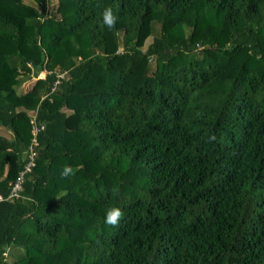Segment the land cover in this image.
Instances as JSON below:
<instances>
[{
  "label": "trees",
  "instance_id": "16d2710c",
  "mask_svg": "<svg viewBox=\"0 0 264 264\" xmlns=\"http://www.w3.org/2000/svg\"><path fill=\"white\" fill-rule=\"evenodd\" d=\"M0 264H264V0H0Z\"/></svg>",
  "mask_w": 264,
  "mask_h": 264
},
{
  "label": "clouds",
  "instance_id": "9594fccd",
  "mask_svg": "<svg viewBox=\"0 0 264 264\" xmlns=\"http://www.w3.org/2000/svg\"><path fill=\"white\" fill-rule=\"evenodd\" d=\"M103 24L109 28L114 29L117 24L118 17L113 12L111 7L104 8L101 13ZM73 174V168L70 165H65L61 171V176L64 178L70 177ZM124 213L119 207L110 208L107 210L104 222L109 226H117L120 223Z\"/></svg>",
  "mask_w": 264,
  "mask_h": 264
},
{
  "label": "built area",
  "instance_id": "2783aa9c",
  "mask_svg": "<svg viewBox=\"0 0 264 264\" xmlns=\"http://www.w3.org/2000/svg\"><path fill=\"white\" fill-rule=\"evenodd\" d=\"M22 181H23V179H22V177L20 176L18 179H17V182H16V184H15V186H14V188H13V195H17V192H18V190L20 189V187H21V183H22Z\"/></svg>",
  "mask_w": 264,
  "mask_h": 264
},
{
  "label": "rangeland",
  "instance_id": "374dc122",
  "mask_svg": "<svg viewBox=\"0 0 264 264\" xmlns=\"http://www.w3.org/2000/svg\"><path fill=\"white\" fill-rule=\"evenodd\" d=\"M50 3L52 4V5H55L56 3H57V0H50ZM152 41V39L150 38V39H148V41H147V44H149L150 42ZM40 77H44V74H41V76ZM32 84H33V82H28L27 83V85L26 86H28V87H32Z\"/></svg>",
  "mask_w": 264,
  "mask_h": 264
}]
</instances>
